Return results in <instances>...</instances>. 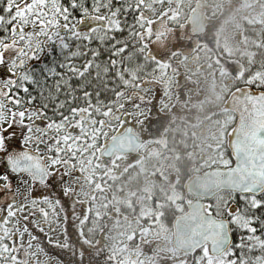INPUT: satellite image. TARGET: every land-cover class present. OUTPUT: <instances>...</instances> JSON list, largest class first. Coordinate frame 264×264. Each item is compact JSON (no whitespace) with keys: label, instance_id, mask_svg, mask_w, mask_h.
Segmentation results:
<instances>
[{"label":"trees","instance_id":"1","mask_svg":"<svg viewBox=\"0 0 264 264\" xmlns=\"http://www.w3.org/2000/svg\"><path fill=\"white\" fill-rule=\"evenodd\" d=\"M16 1L0 0V92L11 119L14 115H34V123L51 137L46 156L53 162L54 172L42 195L60 204L66 231L61 245L53 243L47 238V216L25 218L16 207L0 203V264H21L16 259V255H21L19 232H25L49 259L60 264H121L119 257L105 252L109 227L118 220L133 219L150 229L148 223L161 220L170 232L173 219L186 210L191 199L184 194L183 184L199 171L192 164L199 162L201 151L195 147L190 152L188 125L172 126L168 149L176 155L180 168L176 179H171L172 173L168 177L155 174V163L167 150L163 146L146 152L140 161L126 158L121 162L124 166L114 165L109 174L101 173L95 179L94 197L98 193L106 198V210L99 217L91 213L90 202L94 198L76 202L77 192L67 186L64 171L75 165L78 156L74 146L73 150L67 149L62 143V132L81 118L88 130L85 137L101 143L113 108L124 96L136 91L137 85L156 75L158 63L147 55L145 38L140 39L152 3L41 0L38 15L46 25L53 24L50 37L33 48V58L11 68L15 58L27 48L22 38L24 31L16 28L22 25L18 14L23 10ZM236 4L224 14L225 24L234 28V43L217 49L218 59H225L223 65L229 73L219 72L215 88L209 81L205 91L211 97L217 91L218 98L216 102L211 98L202 109L217 120L227 116L228 127L234 116L223 111L227 95L241 86L264 90V0H236ZM83 17L88 18L85 25L90 30L70 34ZM58 26H64L63 31H57ZM18 125L0 124V176L5 175L6 156L21 148ZM220 150L218 166L230 165L225 146ZM2 184L0 178V191L4 189ZM173 193L179 197L175 202L170 197ZM206 208L213 216L228 220L232 233L229 250L217 258L200 250L191 257L180 256L176 264H264V193L257 197L222 193ZM136 240L148 242L140 236Z\"/></svg>","mask_w":264,"mask_h":264},{"label":"rangeland","instance_id":"2","mask_svg":"<svg viewBox=\"0 0 264 264\" xmlns=\"http://www.w3.org/2000/svg\"><path fill=\"white\" fill-rule=\"evenodd\" d=\"M30 1L31 0L16 1L17 4H21L23 8L18 14L22 25H18L16 28L18 29L17 31H24L23 33H25V35L24 37L22 36V38L27 43V48L15 58L11 68H13L15 64H21L33 58L35 56L33 48H35L40 41H43L42 39L50 37L49 30L52 28L53 24L51 25V23H49V25H46L44 20L38 15V10L42 1L35 0L32 3ZM28 2H30V4H28ZM163 9L172 13V11L177 10L178 7L177 5L166 7L150 5L148 20L151 19L156 12L159 14L162 13ZM212 16L214 17L215 15ZM87 21V17L80 19L71 29L70 34H76L80 30H90V28L85 25ZM63 28L64 26H58L56 30L60 32L63 31ZM157 46L151 50L153 51V54L158 58L163 59L164 62L167 63L166 65H172L171 59L173 56L170 54L173 50ZM183 59H185V57ZM208 59H210V55L208 56ZM189 60L190 58L188 57L186 60L181 61V72L179 73L183 72V68L189 77L190 73H192V76L190 77L191 80L184 82V84H192L196 90L195 95L190 94V92H185L183 87L184 84H180L179 80H174L173 73H169L167 69L161 68L158 65L156 75L151 78V81H146L144 83L146 85L140 86V90L133 91L130 95L124 96L116 107L113 108L114 110L112 111L111 118L108 122L112 134L120 133L127 126H131L135 132L138 133V125L142 124L145 126L142 119V116L146 115L145 108L153 103L159 105L161 110H164L167 107L171 108L173 105L176 107L179 104V109L184 110L183 114L186 113V118L192 119L195 121V124L204 119L205 112L202 110L204 102L210 103L211 98L213 99V102H216L218 98L217 91L214 92V97H211L208 93L206 94L208 91L205 92V89L208 83H210L206 82V80H212L214 82L213 86H215V84H217V77L212 75V72L217 70V73H229V71L225 68H220L219 66L215 69L214 65L211 66L212 63H208L210 70L209 72H205L203 68L200 70L202 65L201 60L190 64ZM159 69L161 70L159 71ZM153 80L155 83H151ZM198 80H201V83L198 82ZM148 85L151 87L144 89ZM203 87H205V89ZM173 89H177L175 95L173 92H170V90ZM182 94L184 98L182 97ZM171 116L180 118L181 115L178 112H175V109L173 108L171 109ZM17 122L20 125H18ZM34 122V115H26L23 117H16V115H14L11 119V116L8 114V104H6L5 98L1 96L0 92L1 126L5 127L7 124H17L19 128H21V148L34 153L40 161L45 158L46 166L50 171H53L54 164L53 162L48 161L49 156H46L51 137L47 131H42L41 128L37 126V122ZM146 124L148 125L147 128H151V126L154 125L148 124V122ZM226 124L227 121H217V124L213 126L208 124L207 127H203L202 129L206 130V134L200 139V142L205 145H210L209 139H212L215 150L217 149L221 151V138L223 135V128ZM66 130H63L62 132L64 135L62 143L67 146V149L73 150L74 146V148L77 149L76 154L78 159L74 163V166L72 165L70 169L64 171V176L67 184L74 186V190L79 192V198L84 199L90 194V191H93L96 177L101 173L109 174L111 171V165L110 163H104L101 158V153L105 148V144L103 142L98 143L94 139L85 137L88 130L86 123L82 121L81 118H79L77 122L69 124ZM199 130L200 129H198V131ZM147 149L145 146L142 151L145 152ZM115 161L119 163L120 166H123V164L120 163V159ZM203 163L206 167L210 165H220V156L219 154L213 155V157L211 155H204ZM4 172L5 175L3 176V174H1L0 176L3 180L2 185L4 187V189L1 188L0 191V203L2 205L9 204L12 208L16 207L24 217L34 216L42 218L43 216H47V218H49V223L47 225L48 231L46 232L48 233L50 240L59 242L62 239L60 232L62 223L59 218V211L53 205L51 199L44 201V196L42 194L46 187H40L38 184H34V182H32L27 176L12 179L7 169H5ZM13 184H15L14 189L7 188L9 185L12 186ZM11 193L12 196H10ZM176 196L177 193H173L170 196L174 199V202L179 199V197ZM95 198L97 200L94 202L93 208L96 214L100 215V213L104 212L106 203L104 198L101 199L98 193ZM119 221L120 220L109 227L108 238L105 241L104 248L106 254L111 253L112 255L115 254L116 258L119 257L121 264H176L180 261V255H178V253H176L171 247V233L161 220H153L152 223H148L150 229L144 228L148 227L145 225L141 227L139 222L132 223V219L125 220L124 223ZM52 233L55 234L53 235ZM137 234L148 242L145 243L142 240H140L141 242L137 241L136 239L139 237ZM30 239L31 238L25 232H19L17 242L19 249L18 252H20L21 255H16V259L21 264H60L55 259H49L45 252L36 244H33ZM5 263H8V261L6 260Z\"/></svg>","mask_w":264,"mask_h":264},{"label":"water","instance_id":"3","mask_svg":"<svg viewBox=\"0 0 264 264\" xmlns=\"http://www.w3.org/2000/svg\"><path fill=\"white\" fill-rule=\"evenodd\" d=\"M179 2L181 0H154ZM193 34L205 32L201 19V5L190 14ZM225 110L235 116V124L226 136V148L233 162L228 168H212L188 179L184 193L194 198L187 210L172 222V247L177 252L193 256L206 247L209 256L219 257L232 244L227 219H217L205 209L209 202L222 192L240 196H260L264 193V91L244 86L232 91L224 102ZM141 143L127 128L107 145L103 156L114 152L135 153ZM6 164L15 175L27 174L37 184H45L48 172L27 150L6 157Z\"/></svg>","mask_w":264,"mask_h":264},{"label":"flooded vegetation","instance_id":"4","mask_svg":"<svg viewBox=\"0 0 264 264\" xmlns=\"http://www.w3.org/2000/svg\"><path fill=\"white\" fill-rule=\"evenodd\" d=\"M234 1L236 0H182L178 3L169 2L167 4H156L163 7L177 5L178 9L172 11V13L165 9H163V12L160 14L156 12L152 22L146 25L143 32H140V39L145 38L147 40V43L145 44L147 47V54L152 60L156 61L161 68H165L169 73H173L174 80H179L180 84H184V82L191 80L190 77L192 76V73H190L189 77L184 71V68L183 72L179 73L181 72V61L186 60L188 57L190 58L189 64L201 60L202 65L200 70L203 68L205 72H209L210 70L208 63H212L215 69L218 68V66L220 68H225L223 65L225 59L222 57L219 61L217 49L229 48L234 43V28L231 24H225L226 18H224L226 12L233 10L234 7L237 6V4L234 5ZM199 3L202 4V20L205 22L206 30L202 34H193L189 16L196 4ZM212 15L215 16L213 17ZM157 45L173 50L170 54L173 56L171 59L172 65H166L167 63L164 62L163 59L158 58L153 54V51L151 50ZM209 55L210 59H208ZM211 55L213 56V59ZM184 57L185 59H183ZM160 70L161 69H159V71ZM212 75L217 77L220 73H217V70H215L212 72ZM201 80H198V82L201 83ZM183 87L185 92H190V94L194 95L196 94L195 87L192 84L189 85V83H186ZM176 90L177 89H173L170 90V92H173L175 95ZM182 97L184 98L183 94ZM148 106L149 107L145 108L146 115H143L145 126L139 124L137 129L138 133L133 129L132 134L137 137L138 140L143 142V147L148 145L151 147L152 151L159 146H163V148L167 149L164 154L159 155V163H155L154 166V169L156 170L155 174H158L159 177H166L172 172V176L170 177L174 180L180 172V168L175 160L176 155L171 154L168 149V139L171 133V128L177 124L183 123V126L188 125L192 140L190 142L192 143L190 152H192L195 147H199L201 154L203 151L205 155H211L212 157L213 155H218V152L213 146L212 139H209L210 145H205L200 142V139L206 134V130H203L202 128L207 127L208 124L211 126L217 124L218 120L214 114L210 115L205 109V118L195 124V121L186 118V113L183 114L184 110L179 109V104L176 107L173 105V107H167L164 110H161L160 106L155 103ZM173 108L175 109V112H178L181 115L180 118L171 116V109ZM211 117L214 118L210 120ZM222 117L220 118L221 122L223 121ZM147 122L148 124L154 125L151 126V128H147ZM198 129L200 130L198 131ZM133 159L140 161L142 156L136 155ZM200 160L201 158L198 160L199 163L192 164V167L202 169L203 167ZM10 196H12V194ZM101 198L106 199L103 196H101ZM56 205L61 212V206L57 201ZM65 231V228H63L64 233ZM77 232L79 231L77 230Z\"/></svg>","mask_w":264,"mask_h":264}]
</instances>
